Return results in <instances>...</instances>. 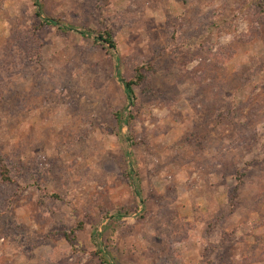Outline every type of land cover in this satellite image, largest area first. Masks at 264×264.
I'll return each instance as SVG.
<instances>
[{
	"label": "rangeland",
	"instance_id": "1",
	"mask_svg": "<svg viewBox=\"0 0 264 264\" xmlns=\"http://www.w3.org/2000/svg\"><path fill=\"white\" fill-rule=\"evenodd\" d=\"M35 2L0 0V264H264V0Z\"/></svg>",
	"mask_w": 264,
	"mask_h": 264
},
{
	"label": "trees",
	"instance_id": "2",
	"mask_svg": "<svg viewBox=\"0 0 264 264\" xmlns=\"http://www.w3.org/2000/svg\"><path fill=\"white\" fill-rule=\"evenodd\" d=\"M35 4L39 7V9H42V6L41 4L38 2V0H35ZM38 16H40V13L37 12ZM43 23L46 24V25H53V26H60V22L59 20H56L54 18H51V17H47L43 20ZM61 28V27H60ZM81 34L85 35L86 32L85 31H82L80 32ZM96 40L97 41H103L105 42L106 44L109 45V47L111 49H115L117 47V44L113 38V35H112V32L110 30H106L104 31V34L100 33L97 37H96ZM146 67V66H145ZM144 68V64H141L139 66L136 67V76L130 80H127L125 78H121V81L124 83V86L126 88V93H127V97L129 99V101H132L134 102V98H135V85L141 83V81L143 80V73H142V69ZM0 172H1V175L4 179H7L9 180L10 179V175H9V169L7 167L6 164L2 163L0 165ZM130 183L132 184V181H130ZM136 194L140 197H142V194L140 192V190H137L136 189ZM67 239L68 241L73 244L75 243L76 241V235H75V232L74 231H70V232H67ZM102 261L104 262V264H113L107 254L104 252L103 255H102Z\"/></svg>",
	"mask_w": 264,
	"mask_h": 264
}]
</instances>
